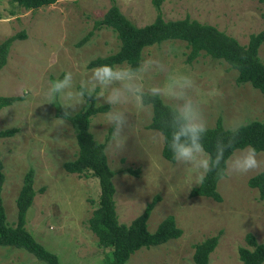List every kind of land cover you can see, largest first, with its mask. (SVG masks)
Wrapping results in <instances>:
<instances>
[{
	"label": "rangeland",
	"instance_id": "rangeland-1",
	"mask_svg": "<svg viewBox=\"0 0 264 264\" xmlns=\"http://www.w3.org/2000/svg\"><path fill=\"white\" fill-rule=\"evenodd\" d=\"M112 4L137 26L150 23L156 13L153 0H56L36 9L0 0V41L20 31L25 34L23 39L10 43L0 68V95L21 97L0 108V129L17 128L13 135L0 137L2 204L7 221L13 222L23 174L32 168L33 188L42 190L36 192L26 211L25 227L57 256L59 264H105L108 249L99 247L86 223L97 205V180L63 170L62 163L73 159L77 151L73 127L68 121L66 126L60 124L54 100L45 104L44 93L51 78L66 72L73 74L78 85L86 78V61L116 51L119 43L109 27L93 29V21L100 19ZM158 6L164 19L188 16L213 25L240 44L247 42L249 34L264 29V2L257 0H160ZM187 51L183 41L165 40L144 47L140 61L161 58L170 69L191 74L208 127L218 119L224 127L226 120L236 117L246 122L264 121L261 92L249 83H237L236 71L222 60L201 52L186 62ZM257 54L264 61V41ZM92 68L87 66V71ZM159 81L160 77H155L149 82ZM212 90L219 95L208 96ZM55 100L61 106L60 99ZM126 109L131 114V126L124 150L115 157L108 148L111 128L103 119L108 106L89 120V131L97 141L105 142L106 161L114 171L117 220L128 224L157 196L147 218V229L154 230L170 214L181 234L162 244L137 249L124 264H194L192 245L214 234L218 240L208 255V264H241L237 248L247 247L244 235L251 233L258 243L264 240V198L259 199L256 189L247 185L248 177L263 167L246 175L219 179L216 190L220 201L190 196V189L196 185L190 188L193 177L187 166L161 156L162 140H155L157 131L147 127L148 115L135 112L131 106ZM257 158L264 161V150L257 152ZM127 168L136 170V174ZM0 264L46 263L23 249L0 246Z\"/></svg>",
	"mask_w": 264,
	"mask_h": 264
},
{
	"label": "trees",
	"instance_id": "trees-1",
	"mask_svg": "<svg viewBox=\"0 0 264 264\" xmlns=\"http://www.w3.org/2000/svg\"><path fill=\"white\" fill-rule=\"evenodd\" d=\"M10 1L24 9H36L52 4L56 0ZM159 1L153 0L156 10L154 19L141 26H137L127 19L115 4L110 5L100 19L93 21V29L102 26L109 27L118 40V47L116 51L108 55L90 60L87 66L90 68L100 64L115 65L120 63L136 65L140 62L141 51L144 47L165 40H180L185 43L188 50L185 57L186 62L195 59L201 52L210 58L222 60L236 71L235 81L237 83H249L264 95V61L257 54L259 45L264 41V29L249 34L247 42L240 44L234 37L218 30L213 25L198 22L188 16L164 19L159 10ZM257 1L264 2V0ZM24 36V32L20 31L0 41V68L5 63L10 43L16 39H23ZM62 77L63 74H60L57 78H51V81ZM20 98L16 95H0V108L10 105ZM53 105L55 106V116L60 118L63 115V110L56 100L53 101ZM106 109L107 105L96 106L91 101L89 105L72 114L68 122L73 127L77 151L73 159L62 163V168L67 173L96 178L99 188L98 200L96 207L86 220L87 228L96 236L99 247L108 249V253L103 259L105 264H124L137 249L159 245L169 239L177 238L181 234V229L175 224V220L170 214L165 215L154 230L147 229V218L157 196L146 203L142 211L128 224L118 222L113 199L112 177L114 171L109 168L106 161L105 142L97 141L89 131L90 117ZM167 111L165 104L157 99L155 101V116L150 117L147 127L163 131L167 135L163 126ZM223 129L220 119L215 122L214 126L208 127L203 141L207 151L214 152L217 138L224 134ZM16 130V127L0 129V137H9ZM247 146L254 147L257 152L264 150V121H247L246 126L239 133L237 143L232 150L226 153V158L233 150ZM160 153L167 161H174L167 142L163 140ZM127 171L136 174V170L127 168ZM219 179L214 172L209 173L201 186H193L190 189L189 195L205 196L214 201H220L221 197L216 190V182ZM3 180L4 174L0 161V192ZM32 180L33 170L29 168L22 177V183L15 199V220L11 223L6 219L0 195V246L20 248L46 264H59L57 256L38 243L25 227L26 211L36 192L42 190V187L34 189ZM247 185L256 189L259 199L264 198V167L248 177ZM217 240L218 235L214 234L194 243L192 245L193 263L208 264V255L215 247ZM244 241L247 247L239 246L237 248L241 264H262L264 261V240L258 243L251 233H246Z\"/></svg>",
	"mask_w": 264,
	"mask_h": 264
},
{
	"label": "clouds",
	"instance_id": "clouds-1",
	"mask_svg": "<svg viewBox=\"0 0 264 264\" xmlns=\"http://www.w3.org/2000/svg\"><path fill=\"white\" fill-rule=\"evenodd\" d=\"M86 78L79 84L73 74L66 72L62 78L49 82L44 95L47 103L59 98L63 115L61 125L77 110L96 101L106 104L108 110L103 119L111 128L108 148L112 157L120 154L125 147L127 131L131 126L126 106L135 112L155 116V101L164 102L167 116L163 121V131H157L154 139L167 142L173 160L187 166L193 179L191 186H201L209 173H215L220 179L233 175H246L264 167V161L257 158V150L252 146L239 149L226 158V153L237 143L239 133L246 121L236 117L224 122V134L214 145V152L205 148L204 138L208 132V122L197 98L198 87L191 74L182 70H172L161 58H146L138 64L110 65L100 64L87 71ZM160 77L158 83L149 81ZM210 97L219 95L217 90L207 93ZM101 101L103 103H101Z\"/></svg>",
	"mask_w": 264,
	"mask_h": 264
}]
</instances>
